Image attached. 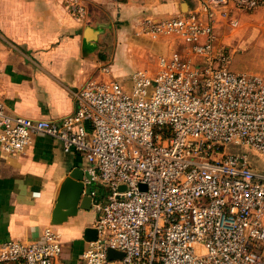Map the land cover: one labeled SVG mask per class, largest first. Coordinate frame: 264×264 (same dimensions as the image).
<instances>
[{
	"label": "built area",
	"instance_id": "built-area-1",
	"mask_svg": "<svg viewBox=\"0 0 264 264\" xmlns=\"http://www.w3.org/2000/svg\"><path fill=\"white\" fill-rule=\"evenodd\" d=\"M88 0H66L88 17ZM259 0H197L178 17L140 25V36L173 37L184 52L137 70L130 88L93 80L74 93L59 124L11 115L0 101V148L24 155L49 137L84 160L95 242L74 262L52 228L30 242L0 244V264H264V77L236 73L216 29L238 26L230 9ZM109 251L123 255L109 260Z\"/></svg>",
	"mask_w": 264,
	"mask_h": 264
},
{
	"label": "crops",
	"instance_id": "crops-1",
	"mask_svg": "<svg viewBox=\"0 0 264 264\" xmlns=\"http://www.w3.org/2000/svg\"><path fill=\"white\" fill-rule=\"evenodd\" d=\"M196 4L88 0V17L80 20L66 0H0V101L11 115L59 124L74 112V93L88 82L114 79L130 88L137 70L156 72L159 57L183 53L176 38L140 36V25L187 14ZM230 11L238 26L219 25L218 45L231 54L234 72L258 75L246 68L264 47V3L252 13ZM76 168L84 171L83 158L49 137H35L22 156L0 148V244L30 242L52 228L65 244V261H76L86 247L85 230L95 228V211L79 210L52 225L61 186Z\"/></svg>",
	"mask_w": 264,
	"mask_h": 264
},
{
	"label": "water",
	"instance_id": "water-1",
	"mask_svg": "<svg viewBox=\"0 0 264 264\" xmlns=\"http://www.w3.org/2000/svg\"><path fill=\"white\" fill-rule=\"evenodd\" d=\"M85 173L83 170L73 169L64 180L55 208L53 210L52 225L60 226L70 218L75 217L79 210L90 211L92 209L93 197L89 195L84 185ZM98 232L96 228H87L84 232L86 243L95 242ZM109 260H120L123 255L115 251H109Z\"/></svg>",
	"mask_w": 264,
	"mask_h": 264
},
{
	"label": "rangeland",
	"instance_id": "rangeland-1",
	"mask_svg": "<svg viewBox=\"0 0 264 264\" xmlns=\"http://www.w3.org/2000/svg\"><path fill=\"white\" fill-rule=\"evenodd\" d=\"M243 43H244V41L242 42V44ZM244 44L246 46H248L247 42L244 43ZM248 48H250V47L248 46ZM182 51L184 52V49H182ZM257 51H260L257 54L258 56H255V54H253L252 56H250V58H249V64H248L249 66L246 68V71H252L253 73L258 74V75L264 77V53H263L264 52V47L261 48V49H258ZM239 151L240 152H247L248 155H249L250 161L253 162V163H257L258 162L257 165L261 166L260 168H262V166H264V157H261L260 155L254 153L252 151L243 149V148H241Z\"/></svg>",
	"mask_w": 264,
	"mask_h": 264
},
{
	"label": "trees",
	"instance_id": "trees-1",
	"mask_svg": "<svg viewBox=\"0 0 264 264\" xmlns=\"http://www.w3.org/2000/svg\"><path fill=\"white\" fill-rule=\"evenodd\" d=\"M259 3L262 5L264 3V0H259Z\"/></svg>",
	"mask_w": 264,
	"mask_h": 264
}]
</instances>
